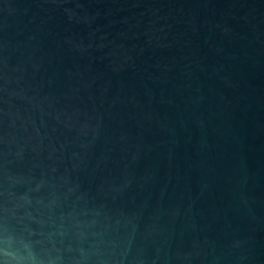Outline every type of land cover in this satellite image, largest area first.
<instances>
[{
  "label": "water",
  "instance_id": "1",
  "mask_svg": "<svg viewBox=\"0 0 264 264\" xmlns=\"http://www.w3.org/2000/svg\"><path fill=\"white\" fill-rule=\"evenodd\" d=\"M0 264H264V0H0Z\"/></svg>",
  "mask_w": 264,
  "mask_h": 264
}]
</instances>
